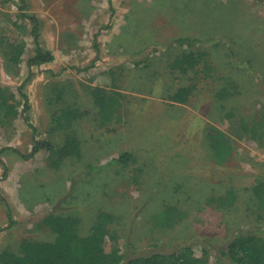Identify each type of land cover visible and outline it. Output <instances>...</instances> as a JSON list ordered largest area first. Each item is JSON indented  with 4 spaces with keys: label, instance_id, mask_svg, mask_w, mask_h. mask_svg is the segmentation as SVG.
<instances>
[{
    "label": "rangeland",
    "instance_id": "obj_1",
    "mask_svg": "<svg viewBox=\"0 0 264 264\" xmlns=\"http://www.w3.org/2000/svg\"><path fill=\"white\" fill-rule=\"evenodd\" d=\"M37 47L55 60L30 66ZM185 55L194 68L172 69ZM0 86L16 108L0 114V253L52 241L49 215L87 235L111 214L103 247L123 248L124 264L181 246L232 264L234 237L264 239V0H0ZM97 95L121 105L112 120ZM212 128L233 141L226 159ZM69 133L80 154L59 162Z\"/></svg>",
    "mask_w": 264,
    "mask_h": 264
},
{
    "label": "trees",
    "instance_id": "obj_2",
    "mask_svg": "<svg viewBox=\"0 0 264 264\" xmlns=\"http://www.w3.org/2000/svg\"><path fill=\"white\" fill-rule=\"evenodd\" d=\"M37 29H35V33ZM188 41L190 40L183 39L182 43ZM11 46L10 59L20 62L24 54L23 47L14 46L13 44ZM54 60L55 58L50 51L37 47L35 56L30 59L29 65L40 67ZM196 63L194 56L185 55L172 65V69H180L184 73L193 69ZM193 90L194 87L179 89L175 92L171 101L187 103L189 97L191 98L194 94ZM11 100L0 86V114L10 115L15 113L16 108L10 102ZM96 102L100 108L101 116L107 118V120L109 119V121L114 118V109L121 106L117 105L118 103H116L115 99H106L100 95H97ZM77 117L78 114L69 110L64 111L63 116L59 119H65L70 126L71 122ZM254 136H256L255 131L252 133V137ZM207 140L219 157L226 159L229 156L230 150H232L230 145L233 142L231 138L222 134L218 129L212 128L208 132ZM79 147L80 143L73 134H67L65 142L62 143L58 150L59 162L71 156H79ZM40 148L52 151V144H42L37 149L40 150ZM126 159L127 155H123L118 161L114 162L126 163ZM254 193L257 198L258 212L262 211L259 216L264 219L263 186L255 187ZM173 215L172 211H168L167 216L171 220ZM44 222L55 235L52 241H23L18 254L11 251L0 253V264H124L127 260L128 255L123 248H116L108 252L103 247L106 239L114 238L108 227L113 222L111 214H99L96 223L87 235L80 233L79 220L72 217L49 215ZM207 256L208 253L204 252L198 257L195 250L190 246H181L170 254L157 253L149 257L132 258L127 264H210ZM222 256L228 257L232 264H264V239L257 237L255 234H238L228 244L227 251L222 253ZM214 264L228 263L218 259Z\"/></svg>",
    "mask_w": 264,
    "mask_h": 264
},
{
    "label": "crops",
    "instance_id": "obj_3",
    "mask_svg": "<svg viewBox=\"0 0 264 264\" xmlns=\"http://www.w3.org/2000/svg\"><path fill=\"white\" fill-rule=\"evenodd\" d=\"M9 1H10V3L12 2V5H15V4H17L18 1H22V3L24 4L27 0H9ZM13 7H14V6H13ZM117 37L120 38L121 35L118 34ZM122 44H124V42H123ZM115 48H117V50H118V47H117V46H116ZM62 51H63V50H62ZM62 51H61V52H62ZM64 51H65V48H64ZM52 55H53L54 58H55V54L52 53Z\"/></svg>",
    "mask_w": 264,
    "mask_h": 264
}]
</instances>
